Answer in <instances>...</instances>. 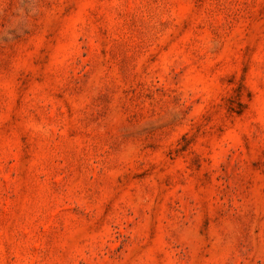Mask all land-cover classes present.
Returning <instances> with one entry per match:
<instances>
[{"label":"rangeland","instance_id":"obj_1","mask_svg":"<svg viewBox=\"0 0 264 264\" xmlns=\"http://www.w3.org/2000/svg\"><path fill=\"white\" fill-rule=\"evenodd\" d=\"M0 264H264V0H0Z\"/></svg>","mask_w":264,"mask_h":264}]
</instances>
